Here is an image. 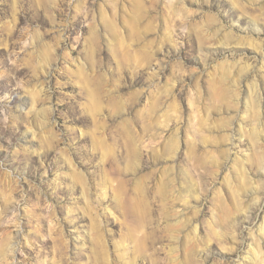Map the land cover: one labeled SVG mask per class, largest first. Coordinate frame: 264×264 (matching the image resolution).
<instances>
[{"label": "rangeland", "instance_id": "374dc122", "mask_svg": "<svg viewBox=\"0 0 264 264\" xmlns=\"http://www.w3.org/2000/svg\"><path fill=\"white\" fill-rule=\"evenodd\" d=\"M264 0H0V264H264Z\"/></svg>", "mask_w": 264, "mask_h": 264}, {"label": "bare ground", "instance_id": "6f19581e", "mask_svg": "<svg viewBox=\"0 0 264 264\" xmlns=\"http://www.w3.org/2000/svg\"><path fill=\"white\" fill-rule=\"evenodd\" d=\"M263 230H264V227H263Z\"/></svg>", "mask_w": 264, "mask_h": 264}]
</instances>
